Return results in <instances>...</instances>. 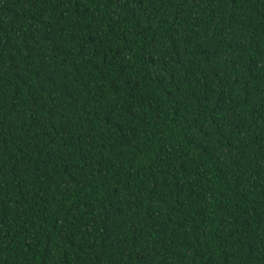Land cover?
<instances>
[{
    "label": "trees",
    "instance_id": "1",
    "mask_svg": "<svg viewBox=\"0 0 264 264\" xmlns=\"http://www.w3.org/2000/svg\"><path fill=\"white\" fill-rule=\"evenodd\" d=\"M0 264H264V0H0Z\"/></svg>",
    "mask_w": 264,
    "mask_h": 264
}]
</instances>
